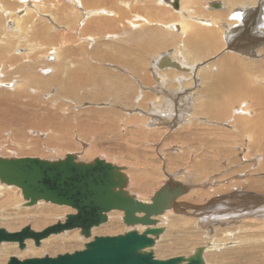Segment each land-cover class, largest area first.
<instances>
[{
	"label": "rangeland",
	"instance_id": "1",
	"mask_svg": "<svg viewBox=\"0 0 264 264\" xmlns=\"http://www.w3.org/2000/svg\"><path fill=\"white\" fill-rule=\"evenodd\" d=\"M87 1L84 0V2ZM93 1H96V3ZM162 1L167 3L168 0H162ZM175 1H177L179 5V0H171L170 1L171 8H170L169 6L165 7L162 6V4L160 5L158 3V0H120V1L119 0H89L87 3H89L90 5H92L93 3L97 5L100 2L98 4L100 6L104 5L108 9H112L114 11L118 10L117 12L119 15L118 17L119 19L117 20V22L115 21L104 22L103 23L104 27L99 30H96L95 26L93 27L90 26L85 31V35H92V37H94L95 39L93 40V42L90 40L85 42L81 39V37L85 38L83 37L82 30L80 33L79 32L80 28L77 30V25H74L76 24L75 19L72 18V16H68L66 20L63 14H61V12L60 13L58 12L57 9L58 8L60 9L62 7L60 5L62 4L60 3L61 2L60 0L58 5H56L57 1L55 0H50V1L40 0V2L36 0L35 3L37 5L40 4L39 6H42L45 3L44 8L46 10L49 8L48 10L50 12L48 10L44 11V8L41 7H39L38 10L41 11V13L42 11L48 12L53 17H55L57 26L54 25L52 27L51 24L48 25L58 30L55 29L51 30L52 31L51 34L53 35L52 38L53 41L44 42L43 40L42 41L40 40L42 43H45L43 45H46V49H48V53L45 52L44 53L45 55L43 53L42 55H40L39 52L37 53L35 52V54L32 55V58L28 57L27 52L25 51L27 45L25 43L24 38L19 37L21 33L18 32L16 27L13 25V23L11 24L10 22L8 23L5 22L7 21V18H9L10 20V17L9 16L6 17L5 14L2 15L0 12V37L1 35L2 36L4 35V41H5L4 44H2L0 41V44H2L3 46L2 47L0 45V158L18 159L22 157L25 158L36 157L37 159L56 161L63 159L67 154L81 155L82 153L81 150L83 149V151L86 150V152L88 153L89 158H91L90 160L100 159L114 166H116L117 164V167L118 166L123 167V163L128 161V163L130 164L132 162V165L134 163V165L130 167L132 169H134V167L136 168L138 167L139 170H144L148 167L147 171L150 172L153 169V171L151 172L152 175L151 174L149 175V173L145 174V176H150L151 179L153 178V176L154 177L156 176L152 180V184H153V181L155 179L154 181L155 183L153 184L152 187L153 189L151 188V190L147 192L148 194L146 193L139 196L134 194L135 197H137V199L139 200L148 201L149 200L148 197H150L152 190L154 191V189L158 188V186H161L162 182L164 181H168L166 183H168L169 185L174 183H178V184L180 183L181 186H185L186 188L188 187L187 190L189 193L187 192L185 196L183 195L184 197L182 196L183 198L180 197L178 200H176L174 206L175 208L172 211L166 212V215L164 216L165 223L166 221H171L173 217L176 218L179 217L178 227L180 228V230L183 231L179 236H177L178 240L182 236H184L185 239L191 237L190 240H192L193 238V241L190 242V244H188L189 246L185 249V253L182 254L180 251H178L177 252L178 254L175 255V256L188 257L193 254L192 253L194 251L193 249L198 248L199 247L198 245H202L201 242H203V244L208 242L209 247L211 246L214 247L213 244H216L218 238L222 237L221 236L222 231L227 233L228 235L233 234L234 236L237 237L240 236L239 238L257 237L256 234L259 232V230L255 229V226L253 225L255 224V222L258 221L262 222L264 220L262 219V217L264 218V209H262L264 207V204L262 201L255 202L257 203L256 208H260L259 209L260 211L261 209L263 210L262 213L256 215L254 211L249 210L252 209L253 206L251 204V201L248 198H245V196L253 197V195H255L254 197H256V195H258L264 199V163H263L264 136L260 135L259 137H257L259 133L258 135L257 133H253V130H251V128L248 127L247 128L249 130L245 129L247 132L243 129H240L242 132L241 133L239 127L235 128L234 126H232L234 128H231L230 127L231 124L227 126L221 123H217L214 120H212L211 122L206 121L207 122L206 123L205 122L206 117L205 118L200 117L197 118V120L196 118L194 119L196 122L201 123V124L197 123L198 125H200L198 130L197 127H195L194 125L193 126L196 129L192 125H190L188 126L187 129L182 130L181 127L183 124L189 125V122L191 123L193 122L190 119H188L190 121L188 120L185 121V118H183L184 114H187L189 106L187 102H184V100L181 101L182 103L179 101L168 103L169 100L165 99L166 97L165 94L168 95V93L176 92L178 91L179 87H177L178 85L176 83H173V86L169 85L172 89L168 87L170 89L166 88L163 90L162 87H160L161 79L159 80V82L157 79L158 77L163 78V76L162 75L155 76L152 66H153V62L158 57L160 56L163 57L166 54L170 55L172 52H177V49L182 47V45L180 44L181 40L182 41L185 40H183L181 36L178 37V39H180L178 40L177 34H175L176 37L173 36L174 33H177L175 30H173L174 33H169L168 29L164 31L163 28L161 29V27L155 25L142 27V25H140L142 23L138 21L136 23L139 24V26H141L142 28L140 27L138 29H134L131 28L126 22H124L125 20L129 19L128 16L132 17L136 13L140 14L141 17L144 18L146 17V19L148 18L149 21L158 19L159 20L158 22L167 23L169 21H172L173 18L175 17L177 18V20L179 19L178 21H180L181 15L173 13L174 10L172 7V3ZM208 1L209 2L212 1V2L208 3L207 0H196L193 3V5H190L191 7L189 8L195 9V11L193 10V12L195 13L194 14L195 17L200 15L204 19H210V20L219 18L217 17L218 10L212 9L210 5L213 3H222V1L224 0L222 1L208 0ZM255 1H257V3L259 4L257 3L254 4L256 5L257 8L251 9L250 11L252 10L255 11L256 9L258 10V6L261 5V3H263L262 5L264 8V0H232V2L229 3L231 4V6L230 5L229 6L235 9L237 8V10H241L242 8L239 7L250 5V3L252 4V2ZM14 2L15 1L13 0H9V1L0 0V6L2 5L5 6L7 4L6 6L9 7L10 10L20 9L19 8L20 5L17 4L15 6ZM28 7H33L32 3H30ZM212 10L215 11L213 12ZM221 12L223 13L219 19H221L222 22L225 21L224 23H226L227 22L226 20H228L227 18L229 16L223 10ZM15 15H20V12L16 13ZM121 15L122 16L127 15V19H125L126 17L123 18ZM184 16L185 14L183 13L182 17ZM214 16H216V18H211ZM11 21L13 22V20ZM29 22L28 23L26 22V26L29 24ZM60 25L63 27L65 26L64 28L68 30L66 31L67 33L65 32V29ZM223 25L224 24L222 23V25H220L219 28L217 26H213L214 28L213 27L206 28L207 30L208 29H211V31L213 30L211 33H214L215 35L217 34L216 37L218 40V47H220L223 44H226L225 40L222 41L220 35L222 34L221 28ZM66 26L69 27L67 28ZM70 29L73 30V32H71ZM206 29L201 28L199 29V32L201 33L202 30L205 31ZM239 29H240L239 31L232 33L233 38L231 43L234 40L237 41H234L233 43L238 42V40L240 41V39H242L241 35L247 36L245 40L246 41L248 40L249 43L256 42L258 40H260L261 42L257 45H254L255 49L252 50L251 55L250 54L248 55L246 52L245 53L236 52L234 53V55L237 54L239 57H243V59H245V57L248 56L254 60H257L259 56H254V55H257L256 52L258 49H261L262 45H263L262 47L264 48V38L259 37L260 39H258L257 38L259 36L258 34L251 33V31L249 30L244 31L243 28L241 27H239ZM153 31L156 32L154 35H153L154 33ZM262 31L263 29L261 30L260 28V33H261L260 36L264 37L263 34L264 31L263 33ZM78 33H80V35L76 36V34ZM236 33L237 35H235ZM112 34L115 37L107 38L108 36H112ZM148 35H150V37L153 38V41L152 38H149ZM137 36L138 37L142 36V37H140V40H138V38H136ZM193 37L195 38L196 36L191 35L190 37H188L191 40L188 41L194 42L193 40L195 39ZM156 38L158 41L156 40ZM195 41L198 40L196 39ZM150 46L153 47L149 48ZM224 46L225 47L223 49L220 48L221 50L220 53L224 51L232 50L231 45H224ZM138 47H142L141 48L142 55H140L142 60L139 62V64L141 63L143 64V67L140 72L144 75H141L140 72H134L132 71V69L129 68L131 64L134 65L135 63H138L136 60V55L134 56L131 53L133 49ZM228 47H230V50ZM54 50L56 51V53ZM57 56L58 59L55 58ZM210 56L205 58V60H208ZM218 56L219 55L215 56V59ZM177 57H179L178 54ZM210 58H212V56ZM186 62L188 65L186 64L187 66L186 67L184 66V70L187 72L188 70L192 71V73L189 72V74H187V76L189 75L192 76L193 73H196L195 70L190 69L191 67H194V65H192L191 64L192 62L190 61L189 62L186 61ZM27 69H30L28 70L31 75L30 79L28 74L24 75L22 73ZM165 71H166L165 69H162L160 72L164 73ZM258 73L259 72H257L256 74L258 75ZM129 75L131 77H129ZM84 78L86 81L84 80ZM131 78L133 79L131 80ZM182 84L183 85L179 84V86H181L180 90L182 91L184 89L187 90L192 89V87L194 86L193 83L190 84L188 81L185 80L184 82H182ZM184 85L185 86L187 85L189 88L184 87ZM194 88L193 90L197 92L201 93L203 90L204 93L206 92V87L203 88L202 86H198L197 89V87L195 86ZM187 90L186 92H188ZM252 92L253 91L251 90L250 93ZM200 93L197 94V96L195 94V97L198 100L202 97V94ZM181 96L184 95L181 94ZM247 97L248 99H246L245 101L250 102L249 99H251L252 105H254L255 107L254 108L255 114L260 113L258 114V116L261 115V117H263L264 96H261L262 98L258 97V99L255 98V95H248L246 96V98ZM240 100L241 99H239L238 101L236 100L235 103L236 105H234V107L235 106L237 107L234 108V111L236 112V114L234 113L235 115H237V113L240 112L239 107H241L243 104L242 102L243 100L242 101ZM185 105H187V107ZM170 112L174 113V116L171 121L176 120V118L174 117L176 115L178 116V114H181V116H183L180 124L174 126L173 124L175 123V121L174 122L169 121V123L168 122L164 123L168 120L162 121V119H165L164 117L167 116V114H169ZM263 118L262 120L264 121ZM226 119L224 122L230 120V118H226ZM204 123H206L208 126ZM203 124L205 125V127ZM218 124L220 125L219 126L220 128L216 127L218 126ZM189 129H190V134H189ZM204 129L212 130L214 131V134L212 132L207 133L206 134L207 138H206L205 136H203L205 135L204 133L207 132L204 131ZM196 130H197L196 132L197 134H194L193 132H195ZM184 131H186L185 132L186 134L184 133ZM218 131L219 132L223 131L225 137H219ZM233 131L236 133H234ZM238 133H240L242 136L240 134L239 135L241 137L238 136ZM252 133L255 136V139L256 138L258 139L261 138V139H259V141H257L258 139L254 140V138H252L254 137ZM192 134L196 135L197 140ZM186 135H190V137L193 138V140L195 141L193 140L191 141L190 139H188L189 141L187 140L189 143L186 140L183 141L182 138ZM247 135L250 136L248 141L247 138H244ZM239 138H242L243 140H240ZM251 139L254 140V141L252 140L254 142L253 144H251ZM22 140L25 145L28 146L30 145L31 147L37 148V150L40 149L39 150L40 152L35 155V154H27L28 153L27 149L25 151L18 150L15 144L21 142ZM255 142L258 143L255 144ZM216 144H218L219 146ZM240 144H242V146ZM53 148L55 151L52 150ZM202 151L204 152L207 151V153H209V156L211 154V157L214 158L213 160L210 159L211 157L209 158L210 160L213 161V167L209 168V167H205V165H201L200 170H202L201 171L202 173H198L197 162L199 159L197 158V154L198 152L202 153ZM259 156L261 159L259 158ZM84 161H89V160H84ZM145 161H146V165L143 164ZM259 163H262L263 165ZM152 166L154 168L156 167L157 169H154ZM166 170L170 171L172 174L168 172H167L168 174H165L164 172ZM181 175L182 177H184L183 179L181 178ZM245 179H258L261 181L260 182L261 185H259L257 189H251L250 187H248V185H245L244 181H242ZM236 183H238L239 186ZM130 187L131 185L128 184L126 191ZM235 188H238L236 189L238 191L234 190ZM234 192L235 194L236 193L240 194V196H238L237 199L235 197L230 198L231 201L222 199ZM214 200H219V201L214 205H211L212 201ZM230 202H232L231 205L238 204L239 206L237 205V207L242 206L244 208V210H242L243 213H241L240 215L242 218H240L239 221L238 219H235L236 221H234V223L232 222L234 218L230 214L225 215L226 214L225 211L230 205L229 204ZM7 205L8 202L0 198V213L5 209ZM185 205H187V208L184 209L183 211L184 213H183L181 208H184ZM223 206L225 207V210ZM215 208L216 210L214 211ZM209 211L211 213H209ZM205 212L208 214V216H206L207 214ZM118 213H119L118 211L110 212L108 214L109 216L107 215L108 219L106 224L104 225L106 226L107 224L110 223L111 220L110 215H114V214L118 215ZM119 214L120 216H123L122 213ZM223 216L227 217L225 222L223 221V223H220L219 225L216 224V222L214 223L216 225L213 224L214 221H217V219ZM203 217L208 218L209 220L208 222L210 227L206 230L204 229L203 226L202 227L199 226L198 228L197 226H195L199 222V219L197 218L201 219ZM183 219H188L189 223L185 225L183 223ZM253 219H257V221ZM210 220L211 221L214 220V221L211 222ZM4 223L6 224L8 222L0 218V226L1 224ZM114 223L115 224L118 223L120 225L119 228L120 232L115 234H108L106 236H110V235L114 236L117 234L120 235V233L123 235L128 230H130V228L124 226L120 218H118V220H115ZM241 224L246 225L244 229L237 226V225L242 226ZM104 225H102L103 228ZM165 226L166 225L163 224L160 225V227L164 228L163 233H165L167 230ZM231 226L233 227L231 228ZM1 227L2 229L3 228L5 229L4 226ZM16 227L18 229L20 228V225H17ZM103 228L102 227L101 229L99 228L98 231H102ZM74 231H77L79 237H82L83 240H86V238L80 235V230L75 229ZM192 236L194 237L196 236L195 237L196 239ZM163 240L165 241V239ZM164 241H162L161 246L163 245ZM16 246L18 247V245ZM4 249L5 247H0V253L4 251ZM83 249L84 247L82 245L80 248L74 249L72 251H76V250L81 251ZM151 251L153 252V255H155L154 250L152 249ZM155 258L158 257L156 256ZM158 259H167V258H158Z\"/></svg>",
	"mask_w": 264,
	"mask_h": 264
},
{
	"label": "bare ground",
	"instance_id": "2",
	"mask_svg": "<svg viewBox=\"0 0 264 264\" xmlns=\"http://www.w3.org/2000/svg\"><path fill=\"white\" fill-rule=\"evenodd\" d=\"M13 1H15L14 2V5L15 6L17 4L20 5V7H19L20 9H18V10H16V9L10 10V8L6 6L7 5L6 4L5 5L6 7L3 6V5L0 6V12H1L2 15L5 14L6 17L9 16L10 17V20H9V18H7V21H5V22H7V23L10 22L11 24L13 23V25L16 27V29L18 30V32L21 33L19 37H23L24 40H25V43L27 45V47L25 46L26 47V50L25 51L27 52L28 57L32 58V55L35 54V52L36 53L39 52L40 55H42V53L44 54L45 52L48 53V49H46V45H43L45 43H42L41 41L42 40L44 42H46V41H53L52 40L53 35L51 34V32H52L51 30L55 29V28H52L54 25L57 26V22H56L55 17H53L48 12H44V11H47L49 8L47 10L44 8L45 3L42 6H39L40 5L39 3H38L39 5H37L35 3L36 0H13ZM38 1L40 2V0H38ZM55 1H57L56 2V5H58L59 4V0H55ZM60 1H61L60 3H62V4H60L62 7L60 9L58 7H56V8H58L57 9L58 12L59 13L61 12V14H63V16H64V18L66 20H67L68 16H72V18L75 19L76 24H74V25H77V30L80 28L79 29V32L80 33H81V30H82L83 37H85V38H82L81 37V39L83 41H85V42L86 41H89V40L93 42V40L95 39L94 37H92V35H85V31L90 26L91 27L95 26L96 27V30H99V29H101V28L104 27L103 26V23L104 22H109V21H111V22L112 21L113 22L114 21L117 22V20L119 19L118 18L119 15H118V12H117L118 10L117 11H114L112 9H108L104 5L100 6V5H98L100 2L96 5L95 4L96 1H93V2H95V3H93L94 5L92 4V2H91L92 5H90L89 3H87L89 0L88 1L85 0L87 2H84V0H60ZM168 1L166 3V2H164L162 0H158V3L160 5L162 4V6H165V7L169 6L170 7V1L171 0H168ZM195 1L194 0H179V8L178 9H174L173 8V10H174L173 13H176V14L181 15L180 21H178L179 19L177 20V18L175 17V18H173L172 21H169L167 23H164V22L161 23V22H158L159 21L158 19L157 20H151V21H149L148 18L146 19V17L145 18L144 17H141V15L140 14H137V13L134 14L132 17L131 16L130 17L128 16L129 19H127V15L126 16L125 15L124 16L121 15L123 18L126 17L125 19H127V20H125L124 22H126L131 28H134V29L140 28L141 26H139V24L136 23L138 21V22L142 23V24H140V25H142V27L143 26L148 27V26L155 25V26L161 27V29L163 28L164 31L166 29H168V32L169 33H174L173 30H175L177 33H174L173 36H175V34H177L178 35L177 36V39H178L179 36H181L183 38V40H185V41H182L181 40L180 44L182 45V47L179 48V49H177V52H172L170 55L169 54H166L163 57L160 56V57H158L153 62V66L152 67H153V72L155 73V76L156 75L157 76H160V75L163 76V78H160V77L157 78L158 79V82L161 79V81H160V85L161 86L160 85L159 86L162 87L163 90L166 89V88H168V87H170V86H173V83H176L178 85L177 87H179V89L177 88L178 91L172 92V90H171L172 93H168V95L165 94V96H166L165 99L166 100L167 99L169 100L168 103L169 102L173 103V102H176V101L181 102L182 100H184V102H187V104L189 106L188 111L186 110L187 111V114H184V117L181 116V114H178V116L176 115L174 117V118H176V120L171 121L172 118H173V116H174V113L173 112H170L169 114H167V116L164 117L165 119H162V121L168 120V121H166L164 123H167V122L169 123V121H171V122H174L175 121V123L173 125L176 126L177 124H180L181 119L183 117V118H185V121L188 120V119H190L193 122L192 123L189 122V125L183 124L182 127H181L182 130L187 129L188 126H190V125H192V126L194 125L195 127H197V130H198V128H199L200 125H198L197 123H200V122H196L194 119L196 118V120H197V118H200V117H204L205 118L206 117L205 122L206 121L207 122H211L212 120H214L217 123H221V124H224V125H227V126H229L231 124V126H230L231 128H234V127L235 128H238L239 127V130L240 129L249 130L248 128H251V130H253V133H257V135L259 133V135L257 137H259L260 135L261 136L262 135L264 136V121L262 120V118L264 116L263 117H261V115L258 116V114H260V113H258V114L256 113L255 114V109H254L255 107H254V105H252L251 99H249L250 102L249 101H245L246 99H248V97L246 98V96H248V95H255V98H257V99H258V97L264 96V48L262 47L263 45L261 46V49H258L257 50V52H256L257 55H254V56H259V58L257 60H254V59H252L251 57H248V56L245 57V59H243V57H239L237 54L234 55V53H236V52L237 53H240V52L245 53L246 52L248 55L249 54L251 55L252 54V50L255 49V46L254 45L259 44L261 42L260 40H258L256 42L249 43L248 40L247 41L245 40L247 38V36H245V35L242 36L241 35V38L242 39H240V41L238 40V42L233 43L234 41H237V40H234L231 43L232 38H233L232 33H235L236 31H239L240 30L239 27L243 28L244 31L249 30V31H251V33L258 34L259 35L257 37L258 39H260L259 37L264 38L263 36H260V34H261L260 33V28H261V30L263 29V31H264V8H263V5H262L263 3L260 2L261 5L258 6V10L256 9L255 11H253V10L250 11L251 9L257 8L256 5H254V4L257 3V1L252 2V4L250 3V5H245V6L239 7V8H242V9L241 10H237V8L235 9L233 7H230L231 4H229V3L232 2V0L231 1H229V0L222 1L221 0L222 3H216V4L219 5V8H217V10H218L217 17L220 18L222 16V13H223V12H221L222 10L225 13H227L229 17L227 18L228 20H226L227 22L224 23L225 21L222 22L221 19H219V18H218L219 20L218 19H211L210 20V19H204L200 15H198V16L195 17L194 16L195 13L193 12V10L195 11V9L189 8V7H191L190 5H193V3ZM4 2H7V1H4ZM207 2L210 3L212 1L209 2L207 0ZM30 3H32V6L33 7H28L30 5ZM257 4H259V3H257ZM65 5H67V6H65ZM39 7L44 8V11H42V13H41V11L38 10ZM158 7H159V5H158ZM212 11L214 12L215 10H212ZM19 12H20V15H15L16 13H19ZM183 13L185 14L184 17H182V14ZM3 17H5V16H3ZM115 18H117V19H115ZM211 18H216V16L211 17ZM11 20H13V22ZM29 21H31V22H29ZM26 22L27 23L29 22V24L27 26H26ZM222 23L224 25L221 28V30H222L221 33L222 34H220V35H221L222 41L225 40L226 44H223L221 46L219 45L220 47H218V40H217V37H216L217 34L215 35L214 33H211L213 30L212 31H211V29H208L207 30L206 28H211L213 26H217L219 28L220 25H222ZM48 24H51L52 27H50ZM60 26H58V27H60ZM61 27H63V26H61ZM66 27L68 28L69 26H66ZM200 27L201 28H205L206 30L205 31L202 30V32L200 33L199 32V29H201ZM64 29H65V32L68 31V30H66V28H64ZM55 30H58V29H55ZM263 31H262V33H263ZM71 32H73V30H71ZM153 32H151V33H153ZM74 33H76V32H74ZM80 33L76 34V36H79ZM140 33H142V32H140ZM155 33L156 32H154L153 35ZM60 34H62V33H60ZM123 34H125V33H123ZM223 34H224V36H223ZM191 35L192 36H196L195 38L194 37L193 38L195 40L197 39L198 41H195V40H193L194 42L188 41V40H191V39L188 38ZM235 35H237V33ZM238 35H240V34H238ZM148 36H149V38H152V37H150V35H148ZM113 37H115V36H113V34H112V36H108L107 38H113ZM140 37H142V36H139V37L137 36L136 38H138V40H140ZM54 38H55V36H54ZM131 38H133V37H131ZM156 40H157V38H156ZM156 40H154V41H156ZM178 40H180V39H178ZM0 41H1L2 44L5 43V41H4V35L3 36L1 35ZM135 41H137V40H135ZM152 41H153V38H152ZM2 44H0V45L2 46ZM220 44H222V43H220ZM224 45H231V49L232 50H230V47H228L230 51H224V52L220 53V51H221L220 48L223 49L225 47ZM44 46H45V48H44ZM53 47H55V46H53ZM126 47H127V45H126ZM151 47H153V46H150L149 48H151ZM141 48L142 47H138V48H135V49H133L131 51L132 55H134V56L136 55V60L138 62V63H135L134 65L131 64V66H129V68L132 69V71H134V72H140L141 69H142V67H143V64L142 63H141L142 65L139 64V62L142 60V58L140 56V55H142ZM83 49H85V48H83ZM36 50H38V51H36ZM175 51H176V49H175ZM55 53H56V51H55ZM177 54L179 55V57H177ZM40 55H39V57H40ZM210 55L214 59L210 58L211 57ZM217 55H219V56L215 59V56H217ZM208 56H210L209 57L210 59L208 58V60H205V58H207ZM55 58L58 59V56L55 57ZM29 61H30V59H29ZM162 61L163 62L168 61L167 63L169 65L166 64L168 66L164 68V66L162 64L160 65V63ZM186 61H188V62L190 61V62H192L191 64L194 65V67H191L190 68L191 70H195L196 71V73H193L192 76H190V75L187 76V74H189V72L192 73V71H189L188 70V72H187V71L184 70V66L186 67L188 65ZM89 63H90V61H89ZM206 63H208V64H206ZM199 64H201V65H199ZM151 65H152V63H151ZM29 68H30V66H29ZM162 69H165L166 71L164 73H161L160 71ZM185 69H188V68H185ZM28 70H30V69H27V70L23 71L22 73L24 75H27L28 74L29 79H30L31 78V75H30V73H29ZM257 72H259L258 75L256 74ZM85 74H86V72H85ZM141 75H144V74L141 73ZM129 77H131V76L129 75ZM132 79L133 78H131V80ZM84 80H85V78H84ZM184 80L185 81H188L190 84L193 83L194 86L192 87V89H188V90L187 89H184L183 91L180 90V87L181 86H179V84L180 85H183L182 82H184ZM19 85H20V82H19ZM86 85H87V83H86ZM21 86H22V84H21ZM195 86L197 87V89H198V86H202L203 88L206 87V92L204 93V90H203L200 93V92H197V91L193 90V88ZM184 87H188V86L187 85L186 86L184 85ZM170 88H168V89H170ZM19 89H20V87H19ZM124 89H126V88H124ZM186 90L188 92H186ZM251 90L254 93L253 92L250 93ZM167 92H169V91H167ZM199 93L202 94V97L203 98L201 97L202 99L200 98L198 100V99H196L195 94L197 96V94H199ZM181 94H183L184 96H181ZM252 97H254V96H252ZM239 99H241L240 101L243 100L242 101L243 104H242L241 107H239L240 108V112H238L237 115H235L236 112L234 111V108L236 106L234 107V105H236L235 104L236 103V100L238 101ZM156 101H157V99H156ZM263 105H262V108H263ZM185 106L187 107V105H185ZM260 106H261V104H260ZM232 110H233V112H232ZM226 118H230V120H228L230 123L228 121L224 122ZM190 120H188V121H190ZM227 122H228V124H227ZM206 123H204V124H206ZM219 126L220 125L218 124V126H216V127H219ZM232 126H234V127H232ZM204 127H205V125H204ZM197 130L195 132H193V131H191V132H193L194 134H197L196 133ZM186 131H188V130H186ZM186 131H184V133ZM204 131H207L206 133H204L205 135H203L206 138H207V135H206L207 133H211L212 132L214 134V131H212V130L204 129ZM240 132H241V130H240ZM234 133H236V132H234ZM253 133H252V135H253ZM189 134H190V129H189ZM194 134H192V135L196 139V135H194ZM239 134L240 133H238V136L241 135V134L240 135ZM250 134H251V131H250ZM218 136L219 137H225L224 136V132L223 131H220L219 134H218ZM247 136L244 137V138H247V141H248L249 138H250V136H248V137ZM19 137H17V138H19ZM252 138H254V140L258 139V138L255 139V136L252 137ZM182 139H183V141L184 140L187 141L188 139H190L191 141L193 140V138H191L190 135H186ZM239 139L240 140H243L242 138H239ZM259 139H261V138H259ZM259 139L257 141H259ZM252 140L253 139H251V144L254 143L253 142L254 140L253 141ZM193 141H195V140H193ZM257 143L258 142H255V144H257ZM260 143H261V141H260ZM249 144H250V141H249ZM15 145L18 148V150H20V151H25L27 149L28 150V153L25 152L27 154H35L36 155V154H38L40 152L39 151L40 149L37 150V148L31 147L30 145L29 146L28 145H25L23 143V140L21 142H18ZM216 145H218V144H216ZM240 145L242 146V144H240ZM260 145H262V144H260ZM27 147H29V148H27ZM257 148H258V146H257ZM49 149H47V150H49ZM52 150H54V148ZM209 151H212V150H209ZM81 152H82L81 155H74L76 157V160L77 161L86 162V163H90V162L93 161V160H90L91 158H89L88 153L86 152V150L83 151V149H82ZM71 153H73V152H71ZM210 157H211V154L209 156V153H207V151L206 152L202 151V153L198 152V154H197V158L199 159V160L197 159L198 160V162H197L198 163L197 164L198 173H202L201 172L202 170H200L201 165H205V167H209V168H212L213 167V161L212 160L214 158H212V157L210 158ZM22 158H25V157H22ZM45 158H47V157H45ZM209 158L212 159V160H210ZM249 158H250V156H249ZM259 158H260V156H259ZM41 160H43V159H41ZM84 160H89V161H84ZM120 162H118V163H120ZM122 162H123V160H122ZM124 163H123V167L122 166H118V167L119 168H122V173L126 177L125 191H126V188H127L128 184H130L131 187L127 190V193L129 195H132L135 199H137V197H135L134 194H136L137 196H139V195H142V194H146L149 190H151V188L153 187V184L155 183L154 182L155 179L153 181V184H152V180L156 176L155 177L153 176L152 179H151L150 176H145L146 173H149V175L151 174V172L153 171L152 168H151L152 169L151 172L150 171H147L148 170L147 169L148 167L146 169H144V170H139L138 167L137 168L134 167V169H132L130 167L133 166L134 163H133V165H132V162L130 164V163H128V161L127 162H124ZM126 163H128V164H126ZM143 164L146 165V161ZM259 164H262V163H259ZM124 165H126V166H124ZM139 165H140V163H139ZM141 165H142V163H141ZM116 166H117V164H116ZM154 169H157V168L155 167ZM158 170H159V168H158ZM168 170H166L164 173L165 174L171 173ZM181 178L183 179L184 177H182V175H181ZM242 181H244L245 185H248V187H250L251 189H257L258 186L261 185V183H260L261 181L258 180V179H245V180H242ZM166 182H168V181L162 182V185L161 186H158V188L154 189V191L152 190V193L150 194V197H148L149 198L148 201H143V200H139V199H137V200L142 201V202H148L149 203L151 197L158 191V189H161V188H164V189H167V190L178 191V192L181 193V195H179L178 198L176 197L177 199L174 198L172 200V204L173 205L166 212L172 211L175 208L174 206H175L176 200H178L183 195L185 196V194L188 192V190H187L188 187L186 188L185 186H181L180 183L179 184L178 183H174V184L169 185ZM236 184L238 185V183H236ZM235 187H236V185H235ZM236 189H238V188H235L234 190H236ZM236 191H238V190H236ZM238 196H240V194L239 193H236L235 194V192H234V193H231L230 195H228V196H226V197H224L222 199H226L228 201H231L230 198L235 197L237 199ZM254 196L255 195H253V197L245 196V198H248L251 201V204L253 206L252 209H249V210L254 211L256 215L257 214L259 215L260 213L263 212L262 209H264V207L260 211L259 210L260 208H256V204L257 203H255V202L262 201L263 204H264V199L261 198L258 195H256V197H254ZM0 198L3 199L4 201L8 202V205L0 213V218L4 219L6 222H8L6 224L5 223L4 224H1V226H4L5 229L8 232H16V231H19L21 228H23L24 226H27V225H30V227H31V229L33 231H41L46 226L53 225L57 221H61L62 222L64 220V217L67 214L74 213L73 210H71L70 208H68L66 206H57V205L56 206H53V205H50V203L48 204V203H45L43 201H39L35 205H33L31 207H24V201L22 199L21 191H20V189H18L17 187H14V186H6V185L4 186V184H0ZM218 201L219 200H214V201H212V203L211 202L210 203H211V205H214ZM219 203H221V202H219ZM231 203L232 202L229 203L230 205L228 206V208L226 207L227 209L225 211V213H226L225 215L230 214L234 218V220L232 221L234 223V221H236L235 219H238V221H239V219L242 218L240 215H241V213H243L242 210H244V208L242 206H241L242 208L241 207H237L238 204L237 205H231ZM186 208H187V205H185L184 208H181L182 212ZM215 210H216V208L214 209V211ZM224 210H225V207H224ZM166 212L164 214H162V216L156 218V220L158 222V224L156 225V227L157 226L160 227V225L163 224V225H166L165 228L167 230H166L165 233H163L162 235L158 236L155 239L154 245L150 249H148L147 251H151L153 249L154 252H155L154 257L157 256L158 258H167V259H170V258H173V257H177L175 255L178 254L177 253L178 251H180L182 254L185 253V249L189 246L188 244H190V242L193 241V238H192V240H190L191 237H189L188 239H185L184 236H182L178 240V237L177 236H179L182 233V231H183V230H180V228L178 227V220H179L178 218L179 217H177V218L176 217H173V219L171 221H166V223H165L164 216L166 215ZM119 213H121V212H119ZM119 213H118V215H116V214L110 215V219H111L110 220V223L107 224L106 226L104 224H101L98 227L92 228L91 229V235L86 240H83L82 237H79L77 231L70 230V231H64V232L59 233V234H56V235H51V236H49V237H47L45 239H42V240H40L38 246H35L34 245L33 240H30V239L29 240H26L24 242V245L25 246H24V248L22 250H20L16 246L17 245L16 243H1L0 244V247H5V249H4V251H2L0 253V264H6L7 261L10 258H16L19 261H24V260L33 259V258H43V257H50V258H53L54 257L55 258L58 255L72 254V253H74V252L77 251V250L76 251H72V250L78 249L82 245L84 247V245L86 243H88V242H91L94 237H99V236L105 237L108 234H115V233L120 232V230H119L120 225L118 223H116V224L114 223V221L115 220H118V218L122 219V216H120ZM209 213H211V212L209 211ZM220 214H222V213H220ZM185 215H186V213H185ZM206 216H208V214ZM197 219H199V222L195 225V226H197V228L199 226H201V227L203 226L204 229L206 230V229H208L210 227L209 222H208L209 221L208 218H204L203 217L201 219L200 218H197ZM209 219H210V217H209ZM215 219H216V217H215ZM226 219H227V217L226 216H223V217L217 219V221H214V220H212V221L210 220V221L211 222L214 221L213 224L216 222V224L219 225L220 223H223V221L225 222ZM262 219H264V218L262 217ZM253 220L257 221V219H253ZM263 221L262 222H260V221L255 222V224L253 225V226H255V229L259 230V232L256 231L258 233L256 234L257 237H255V238H253V237L252 238H246V237L239 238L240 236L237 237V236H234L233 234H229L228 235L227 233H225V232L222 231V235H221L222 237L221 238H218V240L216 241V244H213L214 247H212V246L209 247L208 242H206L204 244H203V242H201L202 245H198V246L204 248V252H203V255H202V258L204 260V264H264V222ZM183 223L186 225V224L189 223V220L188 219H183ZM216 224H214V225H216ZM17 225H20V228L17 229V227H16ZM102 225H104V228H103ZM241 225L242 226H239V225H237V226L238 227H241L242 229H244V227L246 226V225H243V224H241ZM1 226H0V228H2ZM101 227L103 228L102 231H98V229L99 228L101 229ZM232 227L233 226H231V228ZM135 228L138 230L139 233L142 232V229L143 228H141L140 226H137ZM131 229H132V227H130V230ZM117 235H114V236H117ZM120 235H122V234L120 233ZM252 236H254V235H252ZM176 237H177V239H176ZM192 237H194V236H192ZM208 238H210V237H208ZM163 239H165V241ZM162 241H164V242H163V245L161 246ZM32 242H33V244H32ZM196 249H193L194 251L192 253H194ZM152 254H153V252H152ZM181 257H186V256H181ZM158 258H156V259H158ZM167 259H158V260H167ZM182 264H184V263H182Z\"/></svg>",
	"mask_w": 264,
	"mask_h": 264
},
{
	"label": "water",
	"instance_id": "3",
	"mask_svg": "<svg viewBox=\"0 0 264 264\" xmlns=\"http://www.w3.org/2000/svg\"><path fill=\"white\" fill-rule=\"evenodd\" d=\"M172 7L178 9V2H173ZM210 7L217 9L219 5L214 3ZM167 62L162 61L160 65L165 68L169 65ZM0 184L20 189L24 207L43 201L74 211L67 214L62 222L39 232L30 226L16 232L0 228V244L16 243L22 250L26 240H33L38 246L42 239L75 229L88 239L91 229L105 224L107 214L112 211L121 212L124 226L132 227L123 235L94 237L83 250L72 254L24 261L10 258L6 264H204L203 247L188 257L177 256L167 260H158L151 251H147L164 232L163 227H156V218L169 210L172 200L181 193L161 188L149 203L139 201L125 191L126 177L122 168L103 160L83 163L71 154L56 161L0 158ZM137 226L143 228L141 233L135 228Z\"/></svg>",
	"mask_w": 264,
	"mask_h": 264
}]
</instances>
